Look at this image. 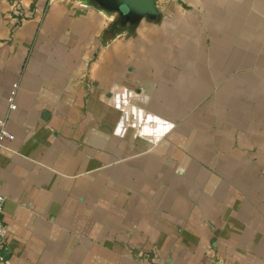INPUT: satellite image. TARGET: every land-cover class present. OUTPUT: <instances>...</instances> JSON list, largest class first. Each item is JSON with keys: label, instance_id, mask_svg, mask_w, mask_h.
<instances>
[{"label": "crops", "instance_id": "crops-1", "mask_svg": "<svg viewBox=\"0 0 264 264\" xmlns=\"http://www.w3.org/2000/svg\"><path fill=\"white\" fill-rule=\"evenodd\" d=\"M154 5L0 0L6 264H264V0Z\"/></svg>", "mask_w": 264, "mask_h": 264}, {"label": "water", "instance_id": "water-1", "mask_svg": "<svg viewBox=\"0 0 264 264\" xmlns=\"http://www.w3.org/2000/svg\"><path fill=\"white\" fill-rule=\"evenodd\" d=\"M96 10L115 15L109 32H122L134 28L139 21L156 22L159 13L154 0H78Z\"/></svg>", "mask_w": 264, "mask_h": 264}, {"label": "built area", "instance_id": "built-area-1", "mask_svg": "<svg viewBox=\"0 0 264 264\" xmlns=\"http://www.w3.org/2000/svg\"><path fill=\"white\" fill-rule=\"evenodd\" d=\"M14 15L21 17L20 13L15 11ZM8 111H13L15 109L14 104L12 103V101H9L8 107H7ZM6 139V140H11L12 136L10 134H8L5 130V120L0 119V141L1 139ZM3 201L4 198L2 196H0V264H6L5 258H4V240L6 237V231H5V227L1 221V213H2V205H3Z\"/></svg>", "mask_w": 264, "mask_h": 264}]
</instances>
